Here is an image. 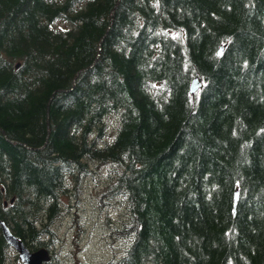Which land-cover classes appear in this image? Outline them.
I'll list each match as a JSON object with an SVG mask.
<instances>
[{
  "label": "trees",
  "instance_id": "trees-1",
  "mask_svg": "<svg viewBox=\"0 0 264 264\" xmlns=\"http://www.w3.org/2000/svg\"><path fill=\"white\" fill-rule=\"evenodd\" d=\"M93 163L126 206L106 264H264V0H0V222L47 250Z\"/></svg>",
  "mask_w": 264,
  "mask_h": 264
},
{
  "label": "rangeland",
  "instance_id": "rangeland-1",
  "mask_svg": "<svg viewBox=\"0 0 264 264\" xmlns=\"http://www.w3.org/2000/svg\"><path fill=\"white\" fill-rule=\"evenodd\" d=\"M106 139L113 136L115 119H108ZM89 172L71 179L62 196V216L48 236L52 264H106L124 254L130 239L121 237L125 201L119 194L107 196L114 180L112 169L101 163L88 165ZM7 264H22L13 258Z\"/></svg>",
  "mask_w": 264,
  "mask_h": 264
},
{
  "label": "water",
  "instance_id": "water-1",
  "mask_svg": "<svg viewBox=\"0 0 264 264\" xmlns=\"http://www.w3.org/2000/svg\"><path fill=\"white\" fill-rule=\"evenodd\" d=\"M222 47L219 49V53H221ZM202 85V82L199 78L195 77L190 85V93L194 94ZM238 198L237 191L234 193V203L236 205V201ZM1 234L8 245H10L17 253L18 258L22 264H44L46 261L50 259V255L48 250L45 248H40L37 250H29L26 245L18 239L11 231L9 226L4 222H0Z\"/></svg>",
  "mask_w": 264,
  "mask_h": 264
}]
</instances>
